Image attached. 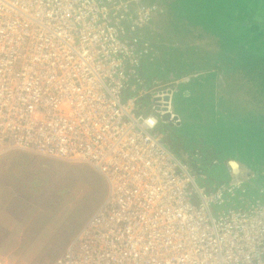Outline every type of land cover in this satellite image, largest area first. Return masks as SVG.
Masks as SVG:
<instances>
[{"label": "built area", "instance_id": "obj_1", "mask_svg": "<svg viewBox=\"0 0 264 264\" xmlns=\"http://www.w3.org/2000/svg\"><path fill=\"white\" fill-rule=\"evenodd\" d=\"M154 0H0V157L86 163L103 201L52 264H264L250 169L209 189L164 143L180 78L148 84Z\"/></svg>", "mask_w": 264, "mask_h": 264}, {"label": "rangeland", "instance_id": "obj_2", "mask_svg": "<svg viewBox=\"0 0 264 264\" xmlns=\"http://www.w3.org/2000/svg\"><path fill=\"white\" fill-rule=\"evenodd\" d=\"M174 36L170 37V42ZM179 38L176 39L177 46L180 49L188 47L194 60L192 66L204 70L214 63L221 64L224 90L220 91L219 86L217 95L213 75H207L203 78L206 80L203 92L196 96L194 92L187 99L183 96L184 88L201 86L202 80L192 77L188 83H181L172 101L174 112L176 110L183 114V110L196 100L201 101L199 109L186 117L177 129H170L169 125L162 123L158 127L162 129L160 133L163 139L167 144L174 145V149L177 142L184 141L181 142L185 144L180 152L184 163L205 172L199 164V156L205 153V146H214L219 141L222 149L233 151L231 139L227 143L225 136L221 140L220 136L214 134V129L218 127L214 121L217 115L214 100L223 98V95L226 99L238 98L247 102V110L254 109L264 115V63L256 61L246 66L242 63L245 61L244 53L238 56L237 60L243 58L240 62L228 59L229 51L223 49L222 37L203 31L198 25L188 33L180 34ZM253 43V54L264 53V43ZM168 58L161 56L158 60L164 62ZM217 153L215 150L214 154ZM9 163L12 170L18 169L22 176L15 174L10 181L16 196L5 203L0 201V262L52 264L105 198L106 182L86 163L54 160L36 154Z\"/></svg>", "mask_w": 264, "mask_h": 264}, {"label": "trees", "instance_id": "obj_3", "mask_svg": "<svg viewBox=\"0 0 264 264\" xmlns=\"http://www.w3.org/2000/svg\"><path fill=\"white\" fill-rule=\"evenodd\" d=\"M154 1L162 8V12L156 16V20L152 25L141 32V35L147 33L148 38H150L152 42V46L160 51V56H167L169 58L164 62L158 60L160 56L156 58V56L153 55L144 58L142 65L143 69L141 71L144 77L146 76L150 79V81H147L148 84L158 81L166 83L171 81L172 78H182L192 71H202L197 68V66H192L194 60L191 53L188 51V47L180 49L176 43V39H180V34L188 33L196 25L200 26L203 31L211 32L212 34L214 33L222 37L223 49L229 51L228 59L237 60L238 56L240 57L241 54L244 53L245 61H241L244 65L250 66L256 61L264 63V53L257 55L256 52L253 54V47L255 46L253 42L257 41L264 43V0ZM171 36L172 38L174 36V39L170 42V39H172L170 38ZM241 59L243 60V58H239V60ZM155 60L158 61L156 62ZM218 67L222 70L219 63H214L209 66L210 69L216 72L219 70ZM225 73L230 72L225 70ZM200 77L198 78L201 79ZM182 82L183 81H180L178 85ZM178 85L174 94L179 90ZM220 91L222 90L220 89ZM261 131L264 132V130ZM232 137L233 135L230 137L231 141L233 140ZM243 137L244 136L241 137L240 135L238 139ZM257 137L258 143H261V140ZM251 138L254 139L253 136H251ZM233 142L235 141H232V144ZM205 149L204 151L206 152ZM175 153L181 156L176 148ZM188 165L192 171L196 173L200 171L198 167L190 164ZM221 175L227 177L226 172H221ZM202 177L201 182L203 185L207 188H211V182L209 181L207 186L206 182H204L205 176L203 175ZM221 182L222 181H219L218 184ZM247 186L250 188L252 187L249 183ZM253 189H256V187L253 186ZM250 190L251 189H249V191ZM259 195L264 200V194L260 193ZM250 196H252L251 193Z\"/></svg>", "mask_w": 264, "mask_h": 264}, {"label": "crops", "instance_id": "obj_4", "mask_svg": "<svg viewBox=\"0 0 264 264\" xmlns=\"http://www.w3.org/2000/svg\"><path fill=\"white\" fill-rule=\"evenodd\" d=\"M220 67L222 68L221 64ZM218 69L219 70L216 72L213 69L206 67V69L202 71H192L190 72V74L184 76L185 80H183L182 83H188L190 81V78L200 76L202 82L201 86H194L193 88H191V86H187V88H185V94L183 96L189 99L192 97L194 92L195 96L202 93L203 89L206 86V80L204 79L207 75H213V83L214 85L216 84V94L218 95L219 86H221V90H224V85L222 83L223 77L221 76L223 71L219 67ZM217 95L214 94L215 98H217ZM223 98L220 97L214 100V109L217 113L216 117L214 118V121H216L218 125V127H216L217 130L214 129V134L220 136L221 140L225 136L226 142L228 141V139H231L230 137L231 135H233L232 141H235L232 144L233 151L227 152L222 149L219 141L214 146L213 144L208 145L205 149L206 152L203 153L202 156H199L201 159L199 161V164L201 167H204L203 169L206 171H197L198 173L196 175L199 178L198 182L203 185V183L201 182V178H203L202 176L204 175V182H206L207 186L209 181L213 186H211V188L209 189L215 188L219 181L224 182L228 180V178L230 177L228 162L235 161L239 163L242 168L250 169L253 172L251 176L246 177V183H249L250 186L252 185L251 188L248 187L249 189H251L250 193L252 196H260V193L264 194V132L261 131L264 130V115L258 113L257 111H253L254 109H252V107V110H247L245 108V103H247L246 101L240 100L238 98L226 99L224 95ZM200 104L201 101L196 100L191 106L188 105V108H185L183 110V114L175 110V112L182 118L180 124H162L169 125L170 129H177L181 127L184 123V119L188 117L191 113H193L194 110H198ZM232 105L234 106V110L232 109ZM157 130L159 132L162 131L160 127H157ZM240 135L241 137H244L238 139ZM251 136H253L255 140L251 138ZM256 137L261 140V143H258ZM182 141L183 140L176 143L175 148L177 149L178 153H180L184 147L185 143L182 144ZM164 143L171 151L175 153V149L173 147L174 145L167 144L166 140H164ZM215 150L218 151L217 155L214 154ZM195 151H197V148H195ZM31 154L34 153L13 150L3 154L0 157V201H3L4 203L10 201V199L16 194L15 190L12 191V188L10 187V181L14 179L13 176H15V174L17 176H22L20 175L21 173L18 169L12 170L9 161H15L20 158H30ZM179 157L181 158V156ZM210 161L212 162L211 164ZM192 172L196 173L194 171ZM221 172H226L227 177H223V175H221ZM253 186L256 187V189H253ZM1 209L2 207L0 202V210Z\"/></svg>", "mask_w": 264, "mask_h": 264}, {"label": "flooded vegetation", "instance_id": "obj_5", "mask_svg": "<svg viewBox=\"0 0 264 264\" xmlns=\"http://www.w3.org/2000/svg\"><path fill=\"white\" fill-rule=\"evenodd\" d=\"M154 48H155V47H153V50H152L153 52H152L151 54L154 55V56H156V58H157L158 56L161 55V53H160V51H159L158 49L155 48V49L157 50V51H156ZM160 57H161V56H160ZM160 57H159V58H160ZM183 78H184V77H182V78L180 77L181 81L184 80ZM145 79H146V81H150V79H148L146 76H145ZM177 79H178V78H177Z\"/></svg>", "mask_w": 264, "mask_h": 264}, {"label": "clouds", "instance_id": "obj_6", "mask_svg": "<svg viewBox=\"0 0 264 264\" xmlns=\"http://www.w3.org/2000/svg\"><path fill=\"white\" fill-rule=\"evenodd\" d=\"M232 164H233V167H234V168H238V164H237L235 161H233ZM196 174H197V173H196Z\"/></svg>", "mask_w": 264, "mask_h": 264}, {"label": "bare ground", "instance_id": "obj_7", "mask_svg": "<svg viewBox=\"0 0 264 264\" xmlns=\"http://www.w3.org/2000/svg\"><path fill=\"white\" fill-rule=\"evenodd\" d=\"M0 264H3V263L0 262Z\"/></svg>", "mask_w": 264, "mask_h": 264}]
</instances>
